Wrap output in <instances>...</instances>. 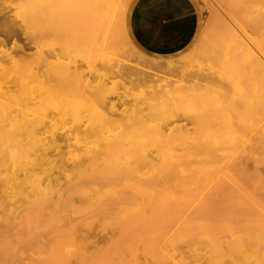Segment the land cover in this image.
Instances as JSON below:
<instances>
[{
	"label": "bare ground",
	"instance_id": "bare-ground-1",
	"mask_svg": "<svg viewBox=\"0 0 264 264\" xmlns=\"http://www.w3.org/2000/svg\"><path fill=\"white\" fill-rule=\"evenodd\" d=\"M228 2L238 17L212 18L230 40L223 41L217 65L206 67L209 77L204 68L187 66L176 84L153 70L119 64L118 73L154 87L148 113L137 105L124 109L118 120V102L107 100L106 110L100 115L93 110L85 127L63 131L54 128L60 113H42L52 97L32 95L20 60L0 42L1 258L12 254L14 243L45 238L59 243L53 250L59 264H70L73 255H107L112 264H264V210L237 209L236 191L203 192L192 186L188 132L173 122L174 107L199 104L201 88L213 90L212 71L229 78L236 104H228L232 110L226 117L236 122L206 169L222 173L236 187V147L254 146L243 132L255 127L264 110V18L253 15L264 9V0ZM135 3L90 2L89 20L105 33L101 59L111 69L116 55L111 25ZM236 53L242 58L239 66ZM232 67L236 77L231 79ZM10 148L17 150V159L9 160ZM94 231L109 246L85 252L81 245L96 243ZM67 247L76 249L70 257Z\"/></svg>",
	"mask_w": 264,
	"mask_h": 264
},
{
	"label": "rangeland",
	"instance_id": "rangeland-1",
	"mask_svg": "<svg viewBox=\"0 0 264 264\" xmlns=\"http://www.w3.org/2000/svg\"><path fill=\"white\" fill-rule=\"evenodd\" d=\"M143 1L136 0L113 20L110 39L116 55L112 56L111 69L101 59L105 51V33L89 20L91 0H0V42L20 60L18 68L28 75L32 95L52 97L42 113L44 117L60 113L61 118L54 128L63 131L74 126L85 127L93 110L99 115L100 111L106 110L107 100L118 102V113L115 115L118 120L123 119L124 109L137 105L147 114V100L154 96V87L137 80L135 75L118 73L119 64L153 70L171 78L176 84L187 66L194 67L198 72L202 67L206 70L204 76H210L206 67L217 65L216 56L223 51V41L230 40L212 18L216 14L228 20L238 17L228 0H189V20L184 21L183 36L176 38L180 42L170 44L169 37L163 36L162 44L156 50L146 47L136 35L135 10ZM122 11L128 12L123 15L124 19ZM253 15L264 18V9L257 10ZM6 62L15 65L8 60ZM241 62V56L236 53V66ZM212 74L216 86L210 93L201 88L199 104H189L185 109L174 107L173 110L174 126H184L188 132L190 183L203 192L236 191L237 209L262 211L264 110L255 127L243 132L245 139L254 146L243 151L236 147V187L222 173L214 174L206 169L216 162L214 153L224 148L222 137L229 134L227 131L233 126L230 124L236 122L232 116L226 117L232 110L227 107L228 104H236V90L228 77H221L213 71ZM229 77H236L234 67ZM208 80L205 79L204 83ZM223 160L220 161H227ZM215 184H222L223 188H215ZM92 236L96 243L81 245L85 252L109 246L106 237L99 232L94 231ZM58 244L45 238L14 243L12 254L0 257V264H59L58 252L53 251ZM68 261L70 264L113 263L107 255H73Z\"/></svg>",
	"mask_w": 264,
	"mask_h": 264
},
{
	"label": "crops",
	"instance_id": "crops-1",
	"mask_svg": "<svg viewBox=\"0 0 264 264\" xmlns=\"http://www.w3.org/2000/svg\"><path fill=\"white\" fill-rule=\"evenodd\" d=\"M190 4L189 0H144L135 10L137 37L153 50L160 48L163 36L169 37L170 44L179 43L176 38L183 36Z\"/></svg>",
	"mask_w": 264,
	"mask_h": 264
},
{
	"label": "clouds",
	"instance_id": "clouds-1",
	"mask_svg": "<svg viewBox=\"0 0 264 264\" xmlns=\"http://www.w3.org/2000/svg\"><path fill=\"white\" fill-rule=\"evenodd\" d=\"M18 153L16 149H8V158L9 160H15L17 159ZM76 251V249L74 247H67L64 249L65 255L67 256H71L74 252Z\"/></svg>",
	"mask_w": 264,
	"mask_h": 264
}]
</instances>
